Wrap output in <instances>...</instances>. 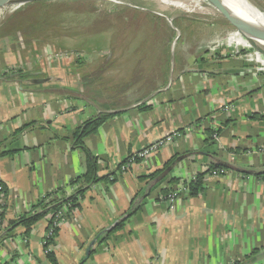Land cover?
I'll use <instances>...</instances> for the list:
<instances>
[{
  "label": "crops",
  "instance_id": "obj_1",
  "mask_svg": "<svg viewBox=\"0 0 264 264\" xmlns=\"http://www.w3.org/2000/svg\"><path fill=\"white\" fill-rule=\"evenodd\" d=\"M199 56L165 74L155 71L154 62H132L126 74L101 88L91 84L94 67L76 68L56 81L37 72L32 87L16 97L0 88V108L12 110L0 112V180L6 189L0 264H51L43 244L50 215L29 233L21 225L9 228V221L58 188L70 195L79 187V206L57 227L50 245L57 264H264V157L246 154L264 145V73H253L246 56L233 52ZM83 73L87 81L80 86ZM40 77L44 81H36ZM24 94L21 112H14ZM140 104L148 108L139 110ZM101 115L109 117L77 144V129ZM208 129L218 130L219 139L207 140ZM172 132L179 136L113 181L70 184L86 171V151L96 157L101 178ZM187 152L171 177L189 182L211 163L229 167L207 172L197 195H182L168 211L158 197L171 185L144 176ZM119 220L121 227L106 232Z\"/></svg>",
  "mask_w": 264,
  "mask_h": 264
},
{
  "label": "rangeland",
  "instance_id": "obj_2",
  "mask_svg": "<svg viewBox=\"0 0 264 264\" xmlns=\"http://www.w3.org/2000/svg\"><path fill=\"white\" fill-rule=\"evenodd\" d=\"M182 1L189 4L190 0ZM248 1L264 13V0ZM216 11L206 0L191 11L159 0H33L21 5L7 4L0 10V82L5 83L0 88L6 87L16 97L17 93H24V87H32L30 81L37 72L47 81H56V78H68L70 74L66 73H75L76 68L84 72L91 67L95 70L92 76L95 84L100 83L97 86L101 88L104 82L112 84L126 74V66L132 62L144 67L154 62L155 71L165 74L166 66L168 71L189 67L197 62L199 55L219 51L223 55L228 52L244 55L253 73H264V53L257 51L241 31ZM55 66L62 68L54 70ZM87 76L83 73L77 79L80 86L87 81ZM72 77L76 80L75 74ZM85 90L84 96L89 99ZM1 92L4 96L5 89L0 91L2 97ZM26 96L20 95L14 112H21ZM8 109L2 107L0 112L12 111ZM229 109V105L223 108L224 111ZM172 133L179 136L177 132ZM210 138L218 140V130H214ZM172 139L155 151L151 149L145 159L137 155L162 139L133 153L124 163L114 166V171L108 174L109 180L127 172L135 162H146ZM261 145L247 149L246 154L264 157L258 149ZM0 182L4 190L0 211L4 212L6 189ZM185 183L187 180L177 178L176 183L166 188V194L160 193L159 201L168 211H173L177 200L185 195L182 192ZM165 195L174 197L172 201L161 200ZM73 210L75 208L70 212ZM65 219L66 213L62 212L60 224Z\"/></svg>",
  "mask_w": 264,
  "mask_h": 264
},
{
  "label": "trees",
  "instance_id": "obj_3",
  "mask_svg": "<svg viewBox=\"0 0 264 264\" xmlns=\"http://www.w3.org/2000/svg\"><path fill=\"white\" fill-rule=\"evenodd\" d=\"M167 70H168V66H166L165 73L167 72ZM94 81H95V79L93 78L91 80V84L94 83ZM85 84H86V82L83 83V86ZM146 108H148V106H146L144 104H140L138 106L139 110H143ZM107 117H109V115H101L99 118L93 117V118L86 120L83 123L82 128L81 129L78 128L74 134V138H75L76 143L79 145H82L83 137L90 134V133H95L97 131V128L99 127V125ZM25 126L26 125L22 126L17 131H21ZM212 132H214V130H212V129H208L206 131V134L208 135L207 140L211 139L210 136H211ZM209 144H211V142ZM86 152H87L86 171L84 174L76 177L75 179H72L70 181V184H74L75 182L80 181V180L83 183L89 184L92 182L99 181L100 179H106L108 177V175H105V176L100 178L96 175V171L98 169L97 159H96V157L89 155L88 151H86ZM189 154H190L189 152L183 154L184 156H179L178 154H175L169 160H167L161 168L155 170L154 172H152L149 175L144 176V178H148L150 181L151 180L158 181V183L166 182L172 186V184L177 182V178L171 177L169 175L170 171L172 169V166H174V164L177 163L182 157H186ZM129 157H131V156H129ZM137 160L138 159H136V161ZM125 161H123V163ZM228 167H229V165H224V164L218 163V162L211 163L209 166V170L197 173L192 180L185 183V187L188 190L187 194L189 196L197 195V193L199 192V190L202 187L203 177L207 172L212 171V170L218 172V171H220L219 169H227ZM158 183H157V185H158ZM83 192H84V190L81 187H79V188H77V190L74 193H72L70 195H65V190L63 188H58L57 190L46 194L38 202L33 204L31 206V210H32L31 212H26L24 214H21L20 216H18L14 220L9 221L8 227L13 229L16 226L21 225V226L25 227V229H26L25 232L29 233L31 227L37 221H39L41 218H43L47 215H50V219L48 221L47 228H49V227L51 228L53 222L55 221L56 213L58 211L62 210V208L64 206L66 207V210H64V213H66V216H68V213H70V211L72 209L77 208L79 206V199H80V197H82ZM162 193L166 194L167 189L163 188ZM2 218H3V212H0V221H2ZM123 222H124L123 220H119L118 223L113 227V230L121 227ZM10 231L11 230H9L8 232H10ZM52 231H53V238H54L55 234L58 232V228L52 227ZM1 232L2 231H1V227H0V239L3 237V235H1ZM104 237H106V234ZM53 238L48 240L47 244L51 245L53 242ZM98 239L101 240L102 238L100 237ZM46 258L49 260V262L51 264H57L56 258H55L54 253L52 251L46 252ZM80 264H84V262H81Z\"/></svg>",
  "mask_w": 264,
  "mask_h": 264
},
{
  "label": "water",
  "instance_id": "obj_4",
  "mask_svg": "<svg viewBox=\"0 0 264 264\" xmlns=\"http://www.w3.org/2000/svg\"><path fill=\"white\" fill-rule=\"evenodd\" d=\"M25 1H33V0H25ZM211 5H213L217 11L234 27H236L239 31H241L247 39L252 43L255 49L259 52L264 53V48L258 43L257 40H264V28H260L251 22L250 20L235 14L229 8L228 4H226L223 0H206ZM11 3H19L17 1L12 0H0V5H7ZM256 8V7H255ZM252 46V47H253ZM36 81H43V79H36ZM127 215V214H126ZM126 215L124 217H126ZM123 217V218H124ZM116 222L113 226L106 230V232L112 230V228L117 224ZM94 242H91L86 249V256L89 255V251L93 246Z\"/></svg>",
  "mask_w": 264,
  "mask_h": 264
},
{
  "label": "bare ground",
  "instance_id": "obj_5",
  "mask_svg": "<svg viewBox=\"0 0 264 264\" xmlns=\"http://www.w3.org/2000/svg\"><path fill=\"white\" fill-rule=\"evenodd\" d=\"M17 1L19 3H11V4H25L29 1L25 0H12ZM163 4L174 6L185 11H191L193 8L199 7V3L203 0H190L189 4H186L182 0H159ZM226 4H228L229 8L233 13L238 14L251 22L259 26L260 28H264V13L259 11L257 7L253 6L248 0H223ZM207 2V1H206ZM6 7L5 4L0 5L1 8ZM218 12V11H216ZM258 43L264 48V40H257Z\"/></svg>",
  "mask_w": 264,
  "mask_h": 264
},
{
  "label": "built area",
  "instance_id": "obj_6",
  "mask_svg": "<svg viewBox=\"0 0 264 264\" xmlns=\"http://www.w3.org/2000/svg\"><path fill=\"white\" fill-rule=\"evenodd\" d=\"M177 134L176 133H171V136H165L164 138H162V140H159L156 145H153V146H150L148 148H146L144 151H142V153H140L139 155H137L138 158H141V159H145L146 156L152 151L151 149H156L159 145H161L162 143H166V142H169L173 137H176ZM259 151L263 152L264 153V145H261L260 147H258ZM155 151V150H154ZM3 187H2V184L0 182V197L3 196ZM182 192H184L185 194L188 193V190L187 188L184 186V188L182 189ZM173 195H168V196H163V197H160V199L162 200H170L172 201L173 199ZM64 210H66V207L64 206L62 208V210L58 211L55 215V221L53 222L51 228H47L46 232H45V235H44V240H43V244L46 248V251H50V244H47L48 240H50L51 238H53V231H52V227H58L60 222H61V216H62V212H64ZM3 210H1L0 212H2Z\"/></svg>",
  "mask_w": 264,
  "mask_h": 264
}]
</instances>
